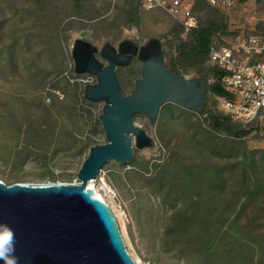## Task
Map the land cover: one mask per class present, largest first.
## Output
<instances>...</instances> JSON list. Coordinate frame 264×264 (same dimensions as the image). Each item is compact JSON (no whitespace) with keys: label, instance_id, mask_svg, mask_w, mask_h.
Here are the masks:
<instances>
[{"label":"rangeland","instance_id":"obj_1","mask_svg":"<svg viewBox=\"0 0 264 264\" xmlns=\"http://www.w3.org/2000/svg\"><path fill=\"white\" fill-rule=\"evenodd\" d=\"M193 10L197 27L217 26L210 38L219 44L264 31V0ZM192 31L138 0H0V179L77 183L89 147L106 138L102 102L84 98L88 74L74 71V39L116 45L123 34L136 33L138 43L157 36L171 72L208 80L205 107L162 105L155 147L108 160L93 188L136 264H264V113L243 121L222 107L226 97L212 92L215 72L207 51L192 48ZM139 69L136 57L116 67L123 94ZM133 121L151 131L144 115Z\"/></svg>","mask_w":264,"mask_h":264},{"label":"water","instance_id":"obj_2","mask_svg":"<svg viewBox=\"0 0 264 264\" xmlns=\"http://www.w3.org/2000/svg\"><path fill=\"white\" fill-rule=\"evenodd\" d=\"M136 38V33L123 34L116 45L102 38L98 46L83 34L72 43L75 73L95 76L83 95L102 102L99 120L106 138L89 147L76 173L78 182L0 179V233H13L17 264H136L110 206L86 184L108 160L126 162L134 148L155 147L154 124L165 103L202 111L209 85L205 78L171 72L159 37L142 43ZM134 57L140 61L139 77L123 94L115 69L128 66ZM137 114L148 119L150 132L134 123Z\"/></svg>","mask_w":264,"mask_h":264},{"label":"built area","instance_id":"obj_3","mask_svg":"<svg viewBox=\"0 0 264 264\" xmlns=\"http://www.w3.org/2000/svg\"><path fill=\"white\" fill-rule=\"evenodd\" d=\"M198 2L228 11L237 0H138L141 8L161 10L184 30L197 27L193 9ZM207 62L214 69L216 83L225 93L222 104L225 110L243 121L264 113V31L249 34L241 31L234 42L227 44L210 40ZM94 81L92 74L83 79L86 84ZM144 264L161 263L147 260Z\"/></svg>","mask_w":264,"mask_h":264},{"label":"trees","instance_id":"obj_4","mask_svg":"<svg viewBox=\"0 0 264 264\" xmlns=\"http://www.w3.org/2000/svg\"><path fill=\"white\" fill-rule=\"evenodd\" d=\"M201 4V2H198L197 4ZM203 3V2H202ZM204 4V3H203ZM217 28L214 24H209L207 26H201L197 27V29H192V35L195 38V43L193 44L192 48L198 50L199 52H205L207 51V45L211 40V35L213 30L215 31ZM212 92L218 94V95H224V91L222 88L217 84L214 83L211 86Z\"/></svg>","mask_w":264,"mask_h":264},{"label":"clouds","instance_id":"obj_5","mask_svg":"<svg viewBox=\"0 0 264 264\" xmlns=\"http://www.w3.org/2000/svg\"><path fill=\"white\" fill-rule=\"evenodd\" d=\"M7 233V238H4V234ZM14 236L10 231L0 233V260H4L6 264H17L16 257L14 255Z\"/></svg>","mask_w":264,"mask_h":264},{"label":"bare ground","instance_id":"obj_6","mask_svg":"<svg viewBox=\"0 0 264 264\" xmlns=\"http://www.w3.org/2000/svg\"><path fill=\"white\" fill-rule=\"evenodd\" d=\"M153 149V148H152ZM93 182H94V179H91V180H89L88 182H87V186L88 187H91L93 190H94V195L96 196V197H98V198H100V199H102V200H104V198L102 197L101 198V195L95 190V188H93L94 186H93ZM102 186H103V188L104 187H106V185L102 182ZM107 188V187H106Z\"/></svg>","mask_w":264,"mask_h":264},{"label":"snow or ice","instance_id":"obj_7","mask_svg":"<svg viewBox=\"0 0 264 264\" xmlns=\"http://www.w3.org/2000/svg\"><path fill=\"white\" fill-rule=\"evenodd\" d=\"M4 238H5V239L7 238V233L4 234Z\"/></svg>","mask_w":264,"mask_h":264},{"label":"flooded vegetation","instance_id":"obj_8","mask_svg":"<svg viewBox=\"0 0 264 264\" xmlns=\"http://www.w3.org/2000/svg\"><path fill=\"white\" fill-rule=\"evenodd\" d=\"M82 36V35H81ZM133 40H135V39H133Z\"/></svg>","mask_w":264,"mask_h":264}]
</instances>
